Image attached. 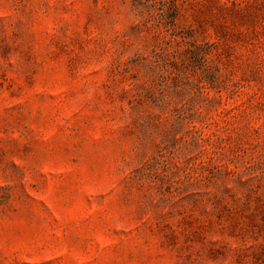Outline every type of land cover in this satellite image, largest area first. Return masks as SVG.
<instances>
[{"label":"rangeland","instance_id":"rangeland-1","mask_svg":"<svg viewBox=\"0 0 264 264\" xmlns=\"http://www.w3.org/2000/svg\"><path fill=\"white\" fill-rule=\"evenodd\" d=\"M0 264H264V0H0Z\"/></svg>","mask_w":264,"mask_h":264}]
</instances>
